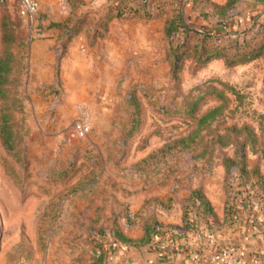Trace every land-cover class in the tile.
Instances as JSON below:
<instances>
[{"label":"rangeland","instance_id":"1","mask_svg":"<svg viewBox=\"0 0 264 264\" xmlns=\"http://www.w3.org/2000/svg\"><path fill=\"white\" fill-rule=\"evenodd\" d=\"M37 1L32 22L0 2V41L6 27L14 56L0 109L18 135L10 152L0 139V264H214L207 235L231 247L222 239L241 212L264 211L260 153L205 145L234 123L264 139V60H244L264 46V0ZM39 33L57 48L42 79L29 65ZM77 37L108 67L89 70L85 91L65 90L77 77L61 74ZM223 85V120L176 146L194 127L193 103L199 117ZM78 104L89 109L83 138L71 132Z\"/></svg>","mask_w":264,"mask_h":264},{"label":"crops","instance_id":"2","mask_svg":"<svg viewBox=\"0 0 264 264\" xmlns=\"http://www.w3.org/2000/svg\"><path fill=\"white\" fill-rule=\"evenodd\" d=\"M53 39L47 37L44 33H39L36 35L29 49V65H31V71L35 69V71L40 73L39 76H41V79L47 75L50 76L54 72V67H56L55 56L57 48L51 47ZM93 55L94 53L89 52L85 47L81 41V37L73 39L71 46L63 54L60 67L61 74L66 75L68 71V73L70 72L73 76L77 77V81L64 85L65 90L68 88H79L85 91L88 88L87 75L89 70L96 71V69L100 70L96 67H103L100 60L96 58L98 53ZM102 57L104 61L106 58H111V52L108 47L102 51ZM118 63L119 61L113 62L115 65ZM108 65L110 64L108 63ZM103 68L104 71H108V67L106 68L105 66ZM241 213V218L232 229L233 234L225 236L222 242L225 245L231 244V247L237 255L238 264H264V211H246ZM189 254L191 253L189 252ZM166 259L171 260V258H163V256L157 255V258L155 257L153 261L154 264L156 262L159 263V261L161 264H165ZM170 264L180 263L172 259Z\"/></svg>","mask_w":264,"mask_h":264},{"label":"trees","instance_id":"3","mask_svg":"<svg viewBox=\"0 0 264 264\" xmlns=\"http://www.w3.org/2000/svg\"><path fill=\"white\" fill-rule=\"evenodd\" d=\"M234 0H227L226 5L229 6L232 4ZM13 40V35L10 31L3 27L2 35H1V51H0V98L4 99V84L7 80V77L11 74L12 64L14 62L13 53L9 50L10 43ZM245 61L251 60L253 58L262 57L264 60V46L260 45L257 51H248L245 54ZM227 63L236 64L239 63L234 61V59H227ZM264 84V78H263ZM229 87L227 85H223L222 89L217 90L213 89L215 98L217 100V104L211 109L207 110L205 113L200 115L199 117H195L193 114V103L192 108L189 109L188 114L192 117V122L194 124L193 129L184 137L176 139L173 143L176 146H180L181 148H186L190 144H197V142L202 141L203 135L201 132L204 130H208L213 122L218 120H223L224 111L227 110L229 104L231 103V99L229 96L225 95V90ZM234 94V93H232ZM237 100V99H234ZM5 105L1 106L0 112V139L7 151H11L14 148V139L18 136L13 132L12 127L14 123L11 118V109ZM237 107V105H235ZM260 117H264V115H260ZM260 131L263 130L261 127V123H259ZM214 147H225V146H234L236 149H245L248 148L252 153H260L261 160L264 161V139L262 137L261 132L257 133L256 130L249 124L242 123H234L230 125H226L223 128L218 129L215 133L212 134L210 141L205 143V145ZM227 168V165H225ZM264 189V188H263ZM145 234L148 235L147 230Z\"/></svg>","mask_w":264,"mask_h":264},{"label":"built area","instance_id":"4","mask_svg":"<svg viewBox=\"0 0 264 264\" xmlns=\"http://www.w3.org/2000/svg\"><path fill=\"white\" fill-rule=\"evenodd\" d=\"M3 0H0L2 2ZM16 3L18 14L21 18H25L32 22L39 11L37 0H11ZM76 118L71 127L72 135L76 138L85 137L90 131L89 109L85 104L76 106ZM207 241L216 249L210 256V261L214 264H238L237 255L232 247H218L215 245L214 237L211 234L207 235ZM244 264V263H242Z\"/></svg>","mask_w":264,"mask_h":264}]
</instances>
